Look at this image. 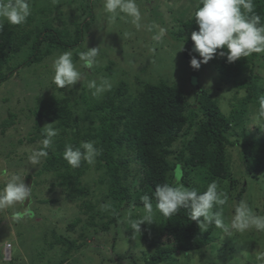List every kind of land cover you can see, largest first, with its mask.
Listing matches in <instances>:
<instances>
[{
	"label": "trees",
	"instance_id": "16d2710c",
	"mask_svg": "<svg viewBox=\"0 0 264 264\" xmlns=\"http://www.w3.org/2000/svg\"><path fill=\"white\" fill-rule=\"evenodd\" d=\"M29 2L31 4L32 1ZM86 2L89 5L86 4L85 7L84 4L82 12L89 18L74 24L76 29L73 36L66 29V25L61 24L63 28L50 25L51 20L56 18L51 17L53 9L47 5L31 7L35 12L31 11L26 22L21 25H9L7 21H2L4 27L0 30V85L15 77L22 68L41 64L55 52L74 50L81 46L94 19L91 0ZM253 3V12L260 17L261 24L264 25V0H253ZM198 6L199 0H186L184 6L179 9L178 31L171 32L182 44L178 50H171L177 51L178 57L182 50V56L187 60L193 55L201 59L193 52L194 42L191 40L192 32L198 31L194 20V12ZM73 18L75 21L76 17ZM37 22L41 27H36ZM220 51L227 50H217L216 56L208 64L218 72L223 86H228V90H234L237 95H243L240 99L235 98L237 102L232 104V110L227 115L223 113L218 99L214 97L216 89L199 90L200 86H194L200 83L199 70L193 68L190 81L196 87L194 89H198L194 90L193 102L188 100L181 86L168 83L169 81L164 79L158 84L146 83L133 97L128 95L130 90L126 79L119 78L113 79L110 90L101 97L91 98L83 92L82 99L86 109L84 116L80 118H73L69 98L52 97L43 101L41 110L36 113L38 121L43 118L50 123L56 121L58 124L55 127L60 129L59 136L55 137L56 149L54 152L47 150L50 157L43 163L42 171L37 172V179L42 177L46 170H59L57 173L62 178L61 186H75L71 189L77 190L81 195L83 206L91 212L93 221L96 217L102 221L93 225L105 231H114V240L121 235V222L127 227L129 240L143 238L144 241L154 234L152 237L156 236L157 241H152L149 246L151 253L143 258L146 264H195L193 259L205 248H214L221 233L214 224L209 226L206 232L201 231L198 224L191 220L190 209L181 208L171 217H164L161 213L153 214L155 224L146 225L149 226L146 228L141 225L145 228L144 231H135L134 235L131 224L142 217L137 209H144L141 197L149 195L155 207L156 186L174 183L173 174L177 164L183 166L181 182L185 187L195 188L202 193L215 181L218 190L225 192L227 197L229 189H234L231 192L235 191V195L231 198L238 202L242 200L248 186V182L245 184L243 178L264 179V125L259 126L260 136L250 137L246 128L250 109H257L259 97L264 95V77L258 75L256 70L264 53H253L247 58L228 63L226 56L219 55ZM203 65L205 66L202 64L201 68ZM100 71L102 69L96 66L94 72ZM107 71L109 76H114L115 71L111 68H107ZM92 74L93 71L87 69V78ZM222 89L218 86V90ZM80 120L89 124L85 123L82 128L78 126ZM69 135L75 138L72 140ZM181 135L184 136L182 148L174 154L171 148ZM234 136H240L243 140L234 141ZM89 141L94 143L99 152L94 163L82 161L80 167H71L63 158L65 146L71 144L78 147L81 142ZM233 148H239L242 158L240 163L245 172L234 164L235 160L230 152ZM173 155L175 164L170 160ZM92 169L95 171L92 172ZM198 172L206 176L196 175ZM96 173L100 174L97 176L98 182L104 186L103 203L109 214L97 210L85 201L90 193L87 187L82 186L79 190L82 178L88 174L96 177ZM74 197L76 198L70 195V198ZM31 200H27L29 207ZM225 207L226 204L222 206L223 219ZM134 208L136 209L133 210ZM218 210L219 207L213 209ZM126 214L129 219L124 223L122 218ZM106 216L108 221L103 222ZM76 224L78 223L75 221L72 226ZM45 240L46 248L41 251L40 246L36 248L37 251L31 249L33 262L38 260L42 264H63V260L52 262L58 257L54 254L56 248L59 249L62 259H67L68 254L72 252L66 249L61 252L58 244L64 242L63 238L49 241L45 237ZM231 248L233 249V246L229 247L230 250ZM238 250L241 252L244 248ZM178 254L181 257L179 262ZM223 260V256H219L216 261L209 263L201 257L196 264H222ZM77 263L78 259L71 262Z\"/></svg>",
	"mask_w": 264,
	"mask_h": 264
},
{
	"label": "rangeland",
	"instance_id": "374dc122",
	"mask_svg": "<svg viewBox=\"0 0 264 264\" xmlns=\"http://www.w3.org/2000/svg\"><path fill=\"white\" fill-rule=\"evenodd\" d=\"M31 1V7L35 5V7L42 5L51 7L53 9L51 17L56 19L51 20L50 25L61 28H63L61 24L66 25V29L71 32L72 36L76 29L74 24L89 18L82 12L83 5L85 4L87 7V0ZM136 2L142 14L140 29H137L130 20H121L119 17L114 23H110L107 14L102 10V0H91V12L94 19L90 30L85 34L82 45L72 50L73 62L84 73V79L74 85L72 89H60L52 82L53 59L63 52L53 53L41 64L22 68L15 77L0 85V188L5 185L12 173L20 174L25 179V184L29 187L32 186L30 207L26 200L12 207L0 209V260L4 264H42L38 260L33 262L31 257L33 251H30L31 249L37 251L36 248L39 246L40 251L46 248L45 237L49 241L62 237L63 244H58L61 252L65 251L63 249L72 251L71 254H68L67 259H62L59 249L56 248L54 254L58 257L52 262L63 260L65 261L63 264H71L78 259L77 264H146L143 258L146 254L151 253L149 246L152 241H157L156 236L152 237L154 234L144 241L143 238L129 240L130 234L127 233V227L122 222L120 224L121 235L114 240V231H105L99 226L93 225V223L102 221L99 220V217L93 221L91 212L83 206L84 200L81 195L77 193V190L71 189L75 186H61L62 178L57 173L59 170H46L42 177L37 179V172L42 171L43 163L50 157L48 153L47 157L41 158L38 164H32L29 160L33 151L42 148L40 143L44 138L41 134L42 128L53 124L52 127L58 132L57 136L60 131L55 127L58 124L56 121L50 123L46 118L41 121L37 120L36 113L41 110L43 101H48L52 97L69 98L73 118H80L84 116L86 109L82 99L83 92L94 98L91 94L92 90L87 87L88 81L94 78L97 79V82L101 78L107 79L110 84L114 83L113 79H126L130 90L128 95L131 94L130 96L133 97L146 83L158 84L160 80L164 79L169 81L168 83H177L181 86L190 102L194 101L193 93L198 90L194 89L196 88L194 86H200L199 90L213 88L217 90L214 92V97L218 99L221 109L226 115L232 110V104L237 102L235 98L243 97L242 93L237 95L234 90H228V86H223L218 72L209 64L203 65V68L199 69L200 85L193 83V86L190 81L191 59H184L182 50H180L179 57L176 54L177 51L171 50L172 48L178 50L182 45L171 32L178 31L179 9L184 6L186 0H136ZM34 8L32 11L35 12ZM74 16L76 17L75 21ZM37 17L38 15L36 19ZM153 22L167 29L166 35L159 42L152 39L154 32H149L146 28ZM36 27H41V25L37 22ZM87 46L90 49L100 47L96 66L102 69L100 72H93L89 78H87V69L83 68L79 61V53L86 51ZM107 68L115 71L114 76H109ZM256 70L258 75L264 77V56L259 61ZM218 86L223 89L218 90ZM256 111L257 109L251 108L247 117L246 128L250 137L260 136L258 132L260 125L256 123ZM85 123L89 124L80 120L78 126L83 128ZM74 129L77 131L76 128ZM69 136L72 140L75 138L73 135ZM239 139L243 140L240 136L233 137L234 141ZM183 140L184 136L181 135L174 143L171 148L174 154L181 150ZM56 143L54 137L49 151H55ZM230 152L235 160L234 164L245 172L240 163L242 158L239 148H233ZM170 160L175 164V155L171 156ZM94 171L95 169H92V172ZM97 174L96 177L89 174L83 177L79 190L82 186L87 187L90 193L85 201L95 206L97 210L109 214L107 208L102 207L105 206L103 203L104 186L98 182L99 177L97 176L100 174ZM196 175L206 176L201 172ZM195 181L198 180L195 179ZM243 181L245 184L248 182V186L242 200L249 205L254 214L264 216V179L248 180L243 178ZM231 190L234 189H229L228 201L224 209L225 223L230 222L235 206L239 203L236 199L231 198L232 195H235V191L231 192ZM70 195H74L76 198L72 199ZM27 207L28 211L30 210L27 215L13 219L14 213H24ZM137 210L141 216L144 215L142 214L144 209ZM153 213L154 215L160 214L155 207H153ZM139 214L137 215L139 216ZM128 219L126 214L122 221L126 223ZM75 221L78 224L72 226ZM106 221H108V216L103 219V222ZM154 224L155 221L152 224L144 225L146 228ZM145 228L141 226V232ZM220 232L214 248H205L192 262L196 264L201 257H204L210 263L216 261L219 256L221 258L223 256L222 264H258L254 250L264 248V231L252 228L244 233L234 232L231 237L222 230ZM230 246H233L232 250L229 249ZM238 248H244V250L240 252ZM177 256L179 262L180 254Z\"/></svg>",
	"mask_w": 264,
	"mask_h": 264
},
{
	"label": "clouds",
	"instance_id": "9594fccd",
	"mask_svg": "<svg viewBox=\"0 0 264 264\" xmlns=\"http://www.w3.org/2000/svg\"><path fill=\"white\" fill-rule=\"evenodd\" d=\"M253 0H199V6L194 12V20L198 25V31H193L191 40L194 42L193 52L195 55L190 60V66L199 70L202 64H208L220 51L221 57L226 56L228 63H234L241 58H247L253 53H264V25L260 17L253 12ZM102 10L107 14L110 23L117 18L130 20L137 28L142 27V14L136 0H102ZM29 0H0V30L3 29L2 21L9 25H21L31 15ZM147 31L154 32L152 39L156 42L162 40L167 29L155 22L146 26ZM184 48V46H183ZM99 48H88L79 53L81 66L94 72L98 64ZM52 82L60 89H72L74 85L84 79L82 73L73 62V52L68 50L55 57L52 62ZM88 89L92 90V96L98 97L106 90H110L111 84L107 79H91L87 83ZM257 125H264V95L259 97L256 111ZM48 124L42 128V148L33 151L29 156L32 164H38L40 159L47 157L48 149L52 146L53 138L58 135L57 130ZM99 155L98 149L93 142H81L78 147L71 144L65 146L63 153L64 160L73 167L78 168L81 162L92 164ZM182 165L177 164L174 171V183H164L155 188V209L164 217H171L181 208L190 209V218L195 221L201 231L206 232L211 225L222 230L227 236L233 233H244L255 228L257 231H264V216L253 213L249 205L241 200L235 206L234 214L230 222L225 223L222 218V206L228 197L225 192L218 190L217 182L213 181L206 191L200 193L195 188L185 187L182 181ZM32 195V186L25 184V179L18 173L10 174L5 185L0 188V209L22 203ZM144 207V215L137 221L132 222L131 228L141 232V225L152 224L153 204L152 198L145 194L141 197ZM106 207V206H102ZM214 207L220 210L213 211ZM28 208L24 213H15L13 219H19L21 215H27ZM258 264H264V248L254 250ZM0 264H4L0 260Z\"/></svg>",
	"mask_w": 264,
	"mask_h": 264
}]
</instances>
